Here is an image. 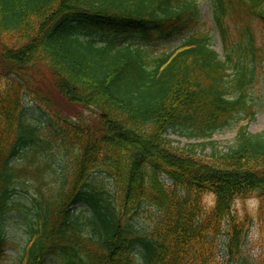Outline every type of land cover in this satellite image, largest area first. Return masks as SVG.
Here are the masks:
<instances>
[{
  "label": "trees",
  "instance_id": "obj_1",
  "mask_svg": "<svg viewBox=\"0 0 264 264\" xmlns=\"http://www.w3.org/2000/svg\"><path fill=\"white\" fill-rule=\"evenodd\" d=\"M209 2L224 57L198 30L160 54L120 44L121 31L182 34L197 0H0V256L6 215L18 210L26 239L17 264H216L222 235L225 264L243 259L254 221L264 228V128L239 125L225 151L169 137L207 140L255 118L264 42L249 21L264 27V0ZM27 101L44 110L47 136ZM79 108L90 120L64 114ZM56 159L58 173L48 171ZM26 179L40 198L32 193L31 206L14 201ZM249 198L256 215L235 208Z\"/></svg>",
  "mask_w": 264,
  "mask_h": 264
},
{
  "label": "rangeland",
  "instance_id": "obj_2",
  "mask_svg": "<svg viewBox=\"0 0 264 264\" xmlns=\"http://www.w3.org/2000/svg\"><path fill=\"white\" fill-rule=\"evenodd\" d=\"M198 2V13L195 17V22L189 28L184 30L182 34L175 33L173 36H160L157 33H153L150 37L146 39H141L138 36H130L125 31H121L118 34L120 44L124 43H133V44H146L150 50L154 51V54H160L162 52H171L177 49L180 44L184 41L186 36L192 31L198 30L202 32H207L211 37V47L221 56L225 55V47L219 36L218 29L216 28L213 18L211 15V8L209 0H197ZM239 16L232 15L225 19L226 24L228 25L230 31L235 34L234 28L237 24ZM249 24L256 34V43L261 45L264 42V27L258 23L256 20H250ZM106 30V29H105ZM106 32V31H103ZM111 36V34H110ZM252 96L255 100V118L253 120H248L246 118L241 119L240 121L234 120L229 126L224 127L215 131L210 139L207 140H196L195 138H188L186 134H181L180 130H172L169 134V137L178 142L180 145H186L192 142H202V141H214L219 150L225 151L227 147L234 142L236 131L239 125L247 123L248 129L250 132H259L264 128V67L260 65L257 69L256 80L252 87ZM27 116L31 119H38L44 123V130L47 136L48 130H50L48 124L46 123V118L42 116L43 109H41L34 102L27 101ZM70 110V109H69ZM69 110L67 112H69ZM64 114L68 115V118L71 122L81 123L87 120H90L92 116L91 109H75ZM200 152V146L198 148ZM211 151L210 146H206L202 150V155H206ZM63 165L62 162H59L57 159L50 163L48 171L57 172L59 168ZM65 166V163H64ZM58 168V170H57ZM27 180V179H26ZM50 184H55L54 181L49 180ZM18 189V193L14 196V201L24 204L26 206L32 205V193L39 198V194L36 191V183L32 181L23 182ZM22 183V184H23ZM48 187H41L42 191L47 190ZM40 199V198H39ZM208 199V198H207ZM257 200L255 198L246 199L244 202L237 201L235 208L238 209L241 213L244 208L250 213L256 215L257 209ZM77 208L79 211L80 207H83L82 204H77L74 208ZM149 213L146 212L142 215L143 222L149 226L151 223L149 218ZM7 225H6V245L2 248V256H0V264H17L18 258L20 256V247L23 245V242L26 239V221L25 217L18 210H12L6 215ZM260 224L257 220L254 221L253 226L251 227L250 232L248 233L244 248H243V259L238 264H264V228L260 229ZM225 236L222 235L217 247V259L216 264H225V252L221 251V245L225 242ZM46 264H57L56 261L49 259L46 261ZM237 264V263H236Z\"/></svg>",
  "mask_w": 264,
  "mask_h": 264
}]
</instances>
